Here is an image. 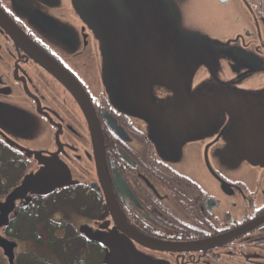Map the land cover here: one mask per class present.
Wrapping results in <instances>:
<instances>
[{"label": "flooded vegetation", "instance_id": "obj_1", "mask_svg": "<svg viewBox=\"0 0 264 264\" xmlns=\"http://www.w3.org/2000/svg\"><path fill=\"white\" fill-rule=\"evenodd\" d=\"M0 7V264H264V0Z\"/></svg>", "mask_w": 264, "mask_h": 264}, {"label": "rangeland", "instance_id": "obj_2", "mask_svg": "<svg viewBox=\"0 0 264 264\" xmlns=\"http://www.w3.org/2000/svg\"><path fill=\"white\" fill-rule=\"evenodd\" d=\"M8 3L12 2V0H6ZM23 123L25 126L31 128L32 125L31 123L29 124V122H26V120H23ZM7 126L10 129L11 133H13L14 135H18L17 131L19 130V128L17 127L18 125L16 123H10V121L8 120L7 122ZM18 128V129H17ZM255 142L264 144V138H257L254 139ZM251 150V149H249ZM243 155L241 156V160L240 163H247L250 161V159L254 160V159H259L261 157V154H252V152L250 151H246L243 150ZM35 156L32 155L31 158H34L37 160V158H41V153L35 152L33 153ZM226 156V155H225ZM58 168V170H57ZM223 169V168H222ZM233 169V168H230ZM67 172H65L63 170V168L57 166L56 164H51L48 163L46 168L43 169V173H49L51 174V178H46L45 176H42L41 178L39 177H31L30 178V182H33V185H35L34 187H37L39 189H36L37 192H42V193H46L49 190H51L50 188L53 187L54 185H58L61 183H66L68 182L70 179H79L82 177H85V175H82L80 172L78 171H74L71 168H68L66 170ZM245 173V171L241 172V176L242 174ZM12 185H7V186H1L0 185V199H3V197L5 196V194L7 193V188L11 187ZM27 188V186H25ZM19 190V189H18ZM18 190H16L14 193H16ZM131 244L132 249H134L137 253H139L140 255H142L137 249L136 247L133 245L132 242H129ZM143 257H145L146 259H149L148 256L142 255ZM155 263V262H153ZM157 264V263H155Z\"/></svg>", "mask_w": 264, "mask_h": 264}, {"label": "water", "instance_id": "obj_3", "mask_svg": "<svg viewBox=\"0 0 264 264\" xmlns=\"http://www.w3.org/2000/svg\"><path fill=\"white\" fill-rule=\"evenodd\" d=\"M0 21L6 25L8 28L12 29L14 34L16 33L19 38L24 36V33L20 30V28L14 23V21L4 12V10L0 7ZM127 227V226H126ZM125 233L130 235L132 238L138 239L141 243L145 244L148 247L160 250H167V251H186L188 248L198 245L199 243H192V244H175V243H164L152 240H146L138 235L128 227L125 229ZM215 239L212 241H208V243H214Z\"/></svg>", "mask_w": 264, "mask_h": 264}]
</instances>
